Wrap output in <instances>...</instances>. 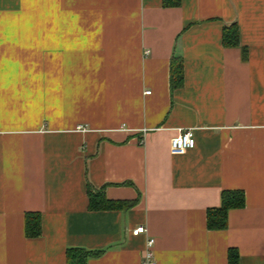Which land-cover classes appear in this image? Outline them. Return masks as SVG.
I'll list each match as a JSON object with an SVG mask.
<instances>
[{
	"label": "crops",
	"instance_id": "crops-1",
	"mask_svg": "<svg viewBox=\"0 0 264 264\" xmlns=\"http://www.w3.org/2000/svg\"><path fill=\"white\" fill-rule=\"evenodd\" d=\"M87 183L133 204L90 210ZM148 237L157 264H264V0H0V264H139Z\"/></svg>",
	"mask_w": 264,
	"mask_h": 264
},
{
	"label": "trees",
	"instance_id": "trees-1",
	"mask_svg": "<svg viewBox=\"0 0 264 264\" xmlns=\"http://www.w3.org/2000/svg\"><path fill=\"white\" fill-rule=\"evenodd\" d=\"M165 5H178L180 0H163ZM224 46H239L238 29L235 23L225 25L222 33ZM243 51H246L243 48ZM171 87L182 85L183 71L182 60L178 57L173 60L170 75ZM88 208L90 210L101 209H123L132 206L133 201L109 199L102 189H96L87 183ZM244 204L243 191L240 189L224 190L221 195V203L218 207L209 208L207 211V227L209 229H224L227 226L228 212L231 209L242 207ZM25 234L29 237H36L41 234L40 215L37 212L25 214ZM104 250H91L82 247H69L66 250V264H86L89 258L97 257ZM229 263L236 264L238 261L237 252L229 251Z\"/></svg>",
	"mask_w": 264,
	"mask_h": 264
},
{
	"label": "built area",
	"instance_id": "built-area-1",
	"mask_svg": "<svg viewBox=\"0 0 264 264\" xmlns=\"http://www.w3.org/2000/svg\"><path fill=\"white\" fill-rule=\"evenodd\" d=\"M80 128V127H79ZM170 145L174 149H190L195 146V137L192 129H183L178 132L177 135L173 136L170 140ZM146 234L147 229L145 226H136L132 229L133 235ZM155 239L148 237L146 240V247L143 252L139 264H157L154 258L153 245Z\"/></svg>",
	"mask_w": 264,
	"mask_h": 264
}]
</instances>
